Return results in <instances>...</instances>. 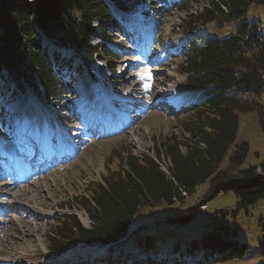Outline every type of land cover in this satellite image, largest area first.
Returning a JSON list of instances; mask_svg holds the SVG:
<instances>
[{
  "label": "trees",
  "instance_id": "16d2710c",
  "mask_svg": "<svg viewBox=\"0 0 264 264\" xmlns=\"http://www.w3.org/2000/svg\"><path fill=\"white\" fill-rule=\"evenodd\" d=\"M141 2L153 0H0V80L12 96L14 90L17 97L59 100L63 68L57 54L68 52L73 69L92 76L104 55L118 57L103 47L101 35L114 29L117 12L137 14ZM252 5L264 0H210L185 15L174 58L199 95L178 120L182 137H160L148 155L127 154L116 171L107 170L74 197L65 208L84 211L90 225L83 227L68 213L58 218L47 236L54 264H220L236 257L235 244L217 227L190 246L179 239L158 243L130 227L139 209L181 201L182 192L189 196L207 181L209 194L200 203L220 192H232L238 208L264 200V163L240 170L248 146L235 145L240 114L255 112L264 135V34L245 21ZM226 25H233L228 38H209ZM94 38L103 42L92 44Z\"/></svg>",
  "mask_w": 264,
  "mask_h": 264
},
{
  "label": "rangeland",
  "instance_id": "374dc122",
  "mask_svg": "<svg viewBox=\"0 0 264 264\" xmlns=\"http://www.w3.org/2000/svg\"><path fill=\"white\" fill-rule=\"evenodd\" d=\"M209 1L153 0L152 4H139L140 14L117 12L114 29L101 35L104 42L94 38L91 43L103 42V47L118 57L104 55L92 76L82 68L73 69L75 62L68 52L57 54V65L64 69L59 100H35L29 93L17 97L14 90L13 97L0 80V158L12 153L11 159L22 158L26 178L33 174L28 184L17 191L20 197L13 198L17 192L7 194L6 189L17 172L9 175L13 169L5 163L0 166V184L7 186H0V264H54L56 258L48 248L47 236L58 218L68 213L75 215L83 227L90 225L84 211L65 208L74 197L84 195L89 183L100 182L107 170L116 171L119 159L127 154L148 155L160 137H182L178 120L185 111H175L169 104L193 101L199 93L187 85L174 55L183 40L182 19L191 11L199 12ZM245 21L256 24L257 31L264 34V5H252ZM232 28L226 25L209 38L224 40L232 34ZM52 52L50 47L48 55ZM260 100L264 105V86ZM61 135L59 141L71 138L63 149L51 142ZM241 143L248 146V156L240 170L264 163V135L255 112L239 115L235 145ZM18 146L27 154H22ZM71 147L76 148L74 153ZM39 148L41 155L52 150L51 160L55 162L40 170L36 169L40 161L35 156ZM64 154L68 158L55 160ZM226 162L227 158L221 168ZM25 175L17 177L24 179ZM209 188L207 181L187 199L139 209L132 218L130 232L154 236L158 243L179 239L190 246L192 240L199 244L204 233L217 227L236 247V257L220 264L264 263V200L238 208L239 201L232 192H220L206 200L207 212L201 215L197 205L208 197ZM7 204L16 211L8 209ZM217 210L229 214H217ZM194 215L198 217L186 222Z\"/></svg>",
  "mask_w": 264,
  "mask_h": 264
},
{
  "label": "bare ground",
  "instance_id": "6f19581e",
  "mask_svg": "<svg viewBox=\"0 0 264 264\" xmlns=\"http://www.w3.org/2000/svg\"><path fill=\"white\" fill-rule=\"evenodd\" d=\"M174 107H175V105H174ZM57 135V134H56ZM55 135V136H56ZM55 136H53V137H55ZM52 137V138H53ZM63 136L61 135V136H59L58 137V140H56V141H54L53 139L51 140V142H53L54 144H56V145H58V144H60V149H63V148H65V147H67L68 146V139H71V138H68V137H65V138H63V140H60L59 141V139H61ZM44 141L43 140H41L40 141V143L42 144ZM62 142H63V144H62ZM17 148H20L21 149V147H17ZM31 148H27V150L28 151H32V150H30ZM70 150L74 153V150H76V148L75 147H71L70 148ZM8 151H11V150H8ZM17 151V150H16ZM18 151H20V150H18ZM21 151H23V149H21ZM42 152V150L39 148L38 149V154H36L35 156H38L39 157V161H40V166L41 165H43V166H45V167H47L46 165H50L49 164V162H51V165L53 164V163H55V162H52V156H51V159H50V153H52V150L51 151H49V152H46L45 154H43L42 156L39 154V153H41ZM11 154L12 153H9V155L11 156ZM19 154H21V153H19ZM23 154V153H22ZM27 154V153H26ZM10 156L9 157H6V159H7V161H4V162H1V160H3V159H5V157H2V159L0 158V166L3 164V163H5L4 165H9L10 167L9 168H13L14 170H15V174H16V172H17V174L15 175V176H19V174L21 175V174H24L25 175V166L23 167V169H20L21 167H20V165L21 164H23V162H21V159L22 158H18V159H16L17 157H15L14 159H11L10 158ZM33 157H34V155H33ZM38 157H36L35 159H36V162L35 163H33V165H37L38 164ZM43 159H42V158ZM46 158H49V159H46ZM27 159V158H26ZM34 159H32V161H33ZM19 161V162H18ZM48 161V162H47ZM47 162V163H46ZM9 168H7V169H4V171H7ZM161 168L163 169V167L161 166ZM0 170H3V169H0ZM257 170H260L259 168H257ZM257 170H256V173H257ZM4 171H3V173H4ZM31 171V168H30V170L28 171V172H30ZM44 171H46V168H43V170H41V172L42 173H44ZM261 171V170H260ZM13 173V174H14ZM0 174H1V171H0ZM13 174H11V175H13ZM10 175V174H9ZM8 175V176H9ZM31 175H33V174H30V175H28V177L26 178V175H25V178L24 179H21V178H18V177H14L13 179H10L9 177V179H10V181H12V183H11V185H10V188H7L6 190V193L7 194H10L11 192H17V191H19V190H21V186H23V185H26V184H28V181L31 179ZM5 176V175H4ZM8 181V180H7ZM9 182V181H8ZM7 182V183H8ZM10 184V183H9ZM0 186H2V187H7L6 185H3V184H0ZM4 192V191H3ZM32 193V192H31ZM19 193L17 192V193H15V194H13L12 195V197L13 198H18V197H20L19 195H18ZM182 195L183 196H185V193H182ZM7 206V208L8 209H11L12 211H16V209L15 208H13V207H11L10 206V204H7L6 205ZM5 210H6V208H5ZM29 214V213H28ZM1 215H2V213H1Z\"/></svg>",
  "mask_w": 264,
  "mask_h": 264
},
{
  "label": "built area",
  "instance_id": "2783aa9c",
  "mask_svg": "<svg viewBox=\"0 0 264 264\" xmlns=\"http://www.w3.org/2000/svg\"><path fill=\"white\" fill-rule=\"evenodd\" d=\"M206 205L205 204H201L200 207H199V211L204 214L206 212Z\"/></svg>",
  "mask_w": 264,
  "mask_h": 264
},
{
  "label": "water",
  "instance_id": "95a60500",
  "mask_svg": "<svg viewBox=\"0 0 264 264\" xmlns=\"http://www.w3.org/2000/svg\"><path fill=\"white\" fill-rule=\"evenodd\" d=\"M228 211H226V210H218L217 211V214H223V215H228Z\"/></svg>",
  "mask_w": 264,
  "mask_h": 264
}]
</instances>
